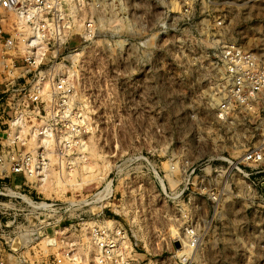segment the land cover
<instances>
[{
  "label": "rangeland",
  "instance_id": "rangeland-1",
  "mask_svg": "<svg viewBox=\"0 0 264 264\" xmlns=\"http://www.w3.org/2000/svg\"><path fill=\"white\" fill-rule=\"evenodd\" d=\"M116 4L104 0L91 12L90 41L74 36L57 47L58 58H40V68L19 61L25 75L3 68L0 45V93L14 77L29 90L44 88V102L30 104L27 130L18 139L14 128L0 132V153L28 163L6 180L34 202L27 218L18 220L17 210L3 218L9 226L0 241L12 249L2 254L28 264H101L90 229L109 225L122 229L137 264H264V223L245 202L214 198L253 116L224 120L213 88L216 50L234 39L256 44L264 0ZM4 25L12 30V21ZM80 44L81 56H72L68 48ZM58 83L70 87L65 110L50 104ZM7 110L11 120L15 110ZM44 127L53 135L48 150L33 139ZM35 161L52 169L46 186L32 176Z\"/></svg>",
  "mask_w": 264,
  "mask_h": 264
},
{
  "label": "built area",
  "instance_id": "built-area-1",
  "mask_svg": "<svg viewBox=\"0 0 264 264\" xmlns=\"http://www.w3.org/2000/svg\"><path fill=\"white\" fill-rule=\"evenodd\" d=\"M115 1L117 6H122L123 0ZM103 4L104 0H0V45L7 50L1 62L3 68L9 72L11 67V72L25 75L29 72L25 66H17L19 61L27 66L32 64L40 68L41 64H36L40 57L58 58L57 47L70 44V39L74 36L90 41L96 23L91 12L102 8ZM4 21H12L11 31L6 30ZM33 28L36 29L37 36L29 43L27 34ZM253 39L246 41L243 38L242 42L237 39L229 40L215 52L213 88L221 117L235 125L239 115L253 116L254 128L242 135V152L228 160L229 182L225 184L226 187L218 186L214 198L222 200L228 195L245 202L246 211H251L250 217L264 223V32L257 38L256 44L252 42ZM83 41L81 40V44ZM25 43L32 50L22 48ZM81 44L75 48L69 47L68 52L80 57L78 50L82 48ZM50 46L55 50L50 51ZM20 78L21 76L16 79ZM14 79L15 77L8 78L6 89L0 93V132L4 134H11L12 124L18 116L27 121L30 104L39 105L44 102L40 88L29 90L26 85L22 86ZM65 85L58 83L51 92L50 104L53 103V108L57 105L65 110L69 106L66 92L70 87H64ZM8 107L15 110V116L11 120ZM57 112L58 109L52 116ZM39 116L42 117V114ZM60 120L65 121L62 117ZM13 159L0 153V234L5 233L3 226H9V223H3L5 216L17 210L21 214L18 220L23 219L27 216L29 204L34 203L21 191L14 190V185L6 180L9 171L22 172L25 165H28L23 159ZM4 198L9 201H2ZM13 199H20L18 202L23 207L14 208ZM20 229L24 236L27 232L25 226L22 225ZM90 238L101 264H137L134 259L129 258L126 236L122 229H112L109 225L94 226L90 229ZM21 247L27 248L26 242ZM5 248L12 249L9 240L0 241V264H28L23 258L14 261L15 257L2 254ZM62 261V258H54L49 264H61Z\"/></svg>",
  "mask_w": 264,
  "mask_h": 264
},
{
  "label": "bare ground",
  "instance_id": "bare-ground-1",
  "mask_svg": "<svg viewBox=\"0 0 264 264\" xmlns=\"http://www.w3.org/2000/svg\"><path fill=\"white\" fill-rule=\"evenodd\" d=\"M103 21V20H102ZM28 35V41L29 43H31L32 41H34L36 39V36H37V31L35 28L33 29H30L29 33L27 34ZM22 48H30L32 50V47L29 45V44H23V47ZM41 58V57H40ZM40 58L37 60L40 61ZM40 89H41V92H43L41 86H40ZM49 127V126H48ZM48 127H44L43 129H36L34 131V141L35 143H37L38 145L41 144L43 145L47 150H48V147L50 146V144L52 143L51 141L52 140V134H51V130L48 128ZM12 128H14L17 133H15V138L18 139L20 136L19 134L23 133V131L27 130L26 129V123L25 121L22 120V117L21 116H18L16 118V120H14L13 124H12ZM14 130V131H15ZM34 130V129H32ZM12 131V130H11ZM57 138V137H56ZM70 147V146H69ZM36 149V148H35ZM49 152V151H48ZM40 164V163H39ZM34 169L33 170V175H35L36 177H38L41 181V186H46L47 182L48 181H51L50 177L52 176V169L49 165V163H44L42 165H37V162L35 161L34 162V165H33ZM29 175L31 176V171H29ZM96 201V200H95ZM35 206V205H34ZM89 235V234H88ZM59 238V237H58ZM57 240V238H56ZM53 239V243L56 244L57 241ZM66 241V240H65ZM71 243V242H70ZM61 244V243H60ZM71 248V247H70ZM86 254V253H85ZM92 255V254H91ZM87 256V255H86ZM70 257V256H69ZM78 258V257H77ZM64 259V258H63ZM73 259V258H72ZM96 260V259H95Z\"/></svg>",
  "mask_w": 264,
  "mask_h": 264
}]
</instances>
